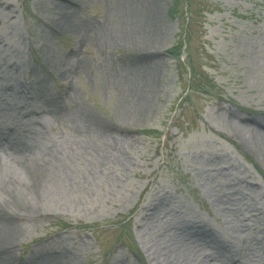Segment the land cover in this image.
<instances>
[{
  "label": "rangeland",
  "instance_id": "obj_1",
  "mask_svg": "<svg viewBox=\"0 0 264 264\" xmlns=\"http://www.w3.org/2000/svg\"><path fill=\"white\" fill-rule=\"evenodd\" d=\"M173 6L0 0V264H264V0Z\"/></svg>",
  "mask_w": 264,
  "mask_h": 264
},
{
  "label": "bare ground",
  "instance_id": "obj_2",
  "mask_svg": "<svg viewBox=\"0 0 264 264\" xmlns=\"http://www.w3.org/2000/svg\"><path fill=\"white\" fill-rule=\"evenodd\" d=\"M4 136H7L8 139L11 137L10 135L5 134ZM8 141V140H7ZM32 159V158H31ZM31 159L25 158L22 162L21 160L18 161V166L23 169L26 173V176L31 179V188L35 192V199H42V197L47 196L49 192V187L46 185V183L43 180V175L41 173V166L38 165V162H36L33 166L30 165L28 162L31 161ZM0 171L2 173V167H0ZM22 171V170H20ZM16 172V171H15ZM14 170H10L9 173H5V178L3 182V186L5 189V194L7 195V199H5L6 204H14L16 200H18L21 196L26 195L24 191V185L18 177L15 174ZM6 183V184H5ZM22 183V184H21ZM5 184V185H4ZM17 186V187H16ZM26 190V189H25ZM0 224V249L6 248L7 244L2 246L1 243L5 240L7 237V227H1ZM2 250V249H1ZM1 254V253H0Z\"/></svg>",
  "mask_w": 264,
  "mask_h": 264
},
{
  "label": "trees",
  "instance_id": "obj_3",
  "mask_svg": "<svg viewBox=\"0 0 264 264\" xmlns=\"http://www.w3.org/2000/svg\"><path fill=\"white\" fill-rule=\"evenodd\" d=\"M179 2H180V0H174V6L171 8L172 16L175 15V8H177L179 6ZM186 28H187V26H186ZM181 48H182V42H179L178 45H176V47L174 48L175 54L179 53ZM175 54H172V55H175Z\"/></svg>",
  "mask_w": 264,
  "mask_h": 264
}]
</instances>
